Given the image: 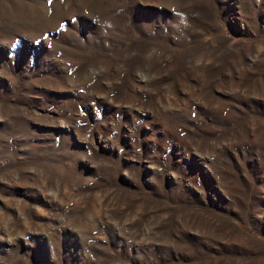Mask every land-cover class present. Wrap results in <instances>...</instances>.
<instances>
[{
    "label": "rangeland",
    "instance_id": "374dc122",
    "mask_svg": "<svg viewBox=\"0 0 264 264\" xmlns=\"http://www.w3.org/2000/svg\"><path fill=\"white\" fill-rule=\"evenodd\" d=\"M0 264H264V0H0Z\"/></svg>",
    "mask_w": 264,
    "mask_h": 264
}]
</instances>
